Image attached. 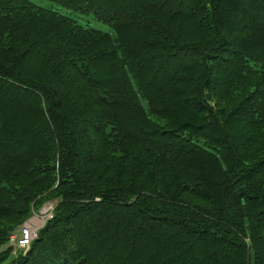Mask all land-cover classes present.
Wrapping results in <instances>:
<instances>
[{
    "label": "trees",
    "instance_id": "16d2710c",
    "mask_svg": "<svg viewBox=\"0 0 264 264\" xmlns=\"http://www.w3.org/2000/svg\"><path fill=\"white\" fill-rule=\"evenodd\" d=\"M50 1L110 28L0 0V264H264V0Z\"/></svg>",
    "mask_w": 264,
    "mask_h": 264
},
{
    "label": "rangeland",
    "instance_id": "374dc122",
    "mask_svg": "<svg viewBox=\"0 0 264 264\" xmlns=\"http://www.w3.org/2000/svg\"><path fill=\"white\" fill-rule=\"evenodd\" d=\"M31 1H33L34 3H36V4L40 5V6H43V7L56 9V10H58V11L64 13V14L74 18L77 21V23H79L81 25L90 26V27L98 28V29L105 30V31L110 28L107 24L96 20L94 18L93 14H91V13H89V14L79 13L78 11L71 10L69 8L61 6V5H59V4H57V3L53 2V1H50V0H31ZM54 203H55V201H54ZM48 204L50 206H52V207L55 206L52 202H50ZM46 209H47V211L44 214ZM46 209L44 211L43 210L36 211L34 216L31 217V218H33L32 220L38 219L39 223H41V220L45 216H49L50 214H52V212L54 210V208H46ZM29 223H31V222L29 221ZM31 226H33V224H31ZM3 248L4 247L0 248V250L3 249ZM18 251H19V249L16 250V252H11L12 256H15Z\"/></svg>",
    "mask_w": 264,
    "mask_h": 264
},
{
    "label": "built area",
    "instance_id": "2783aa9c",
    "mask_svg": "<svg viewBox=\"0 0 264 264\" xmlns=\"http://www.w3.org/2000/svg\"><path fill=\"white\" fill-rule=\"evenodd\" d=\"M52 202L54 205V201H48V203ZM48 203H45L43 205V207L39 210H45L46 208H54V206H50ZM46 206V207H45ZM45 208V209H44ZM47 209L45 210L44 214L46 213ZM35 214V213H34ZM34 214L31 216L33 217ZM53 216V212L52 214H50L49 216H45L42 220L41 223H39V220H32L33 218H28L23 224L22 227L20 229V232L18 235L16 234H12L10 236V241L12 244H15L16 248L19 249L20 251H22L23 253H25L27 251V249L30 246L31 241L37 236V232L38 229L51 217ZM32 220V221H31ZM29 221L31 223H29ZM31 224H33V226H31Z\"/></svg>",
    "mask_w": 264,
    "mask_h": 264
}]
</instances>
